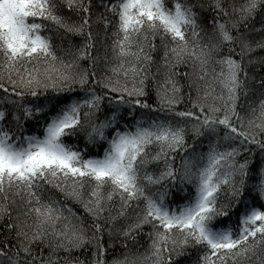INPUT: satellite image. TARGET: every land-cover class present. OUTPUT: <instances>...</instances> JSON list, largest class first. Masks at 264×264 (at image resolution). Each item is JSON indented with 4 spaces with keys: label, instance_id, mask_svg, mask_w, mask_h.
Masks as SVG:
<instances>
[{
    "label": "snow or ice",
    "instance_id": "1",
    "mask_svg": "<svg viewBox=\"0 0 264 264\" xmlns=\"http://www.w3.org/2000/svg\"><path fill=\"white\" fill-rule=\"evenodd\" d=\"M0 264H264V0H0Z\"/></svg>",
    "mask_w": 264,
    "mask_h": 264
}]
</instances>
